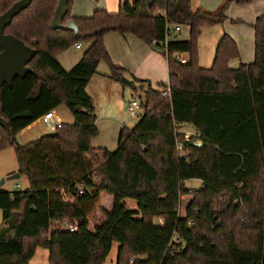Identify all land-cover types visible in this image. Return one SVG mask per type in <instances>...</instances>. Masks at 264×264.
Masks as SVG:
<instances>
[{
    "label": "trees",
    "instance_id": "1",
    "mask_svg": "<svg viewBox=\"0 0 264 264\" xmlns=\"http://www.w3.org/2000/svg\"><path fill=\"white\" fill-rule=\"evenodd\" d=\"M17 1L5 0L0 14ZM252 1L224 0L217 11H193L191 0H120L116 13L98 9L75 18L70 0L64 23L74 21V31L51 27L59 0H33L13 19L5 33L37 55L31 72L0 89V114L10 130L0 126V150L15 147L18 173L30 182L26 190L0 188V264H30L38 247L48 249L50 264H104L114 243L116 264H264V14L251 24L252 63L229 66L240 52L228 34L211 68L201 67L198 56L202 28L225 22L231 3ZM177 24L190 27V39L166 42L167 28ZM110 32L163 49L171 92L163 96L167 84L156 89L133 79L145 92L143 113L133 128L122 127L113 151L92 145L99 128L87 92L102 60L110 66L108 78L120 81L127 73L110 57ZM77 43L90 45L66 69L57 54ZM175 53L188 54L187 63ZM63 104L72 124L18 143L20 132ZM186 129L199 132L203 145L179 149ZM193 179L199 187L186 185ZM185 194L193 198L182 216ZM99 205L102 217L95 222L91 214ZM64 220L74 232L51 228Z\"/></svg>",
    "mask_w": 264,
    "mask_h": 264
},
{
    "label": "crops",
    "instance_id": "2",
    "mask_svg": "<svg viewBox=\"0 0 264 264\" xmlns=\"http://www.w3.org/2000/svg\"><path fill=\"white\" fill-rule=\"evenodd\" d=\"M100 1L101 0H73V5L71 8V15L75 18L90 17L98 9H105L110 13L118 12L119 6H120V0H118L117 3H112V4H108L107 0H104V5H106L108 8L106 6H103ZM223 1L224 0H191V6H192L193 11H196L198 8H203L209 11H217L219 7L221 6V4L223 3ZM226 14L228 15V19L225 22H223L222 24H216L217 26L214 25V27L207 28V29L205 28L206 27L205 26L202 28V32L206 29V36H205L206 39L204 37V40H205V48L208 49L209 55H212L214 53L213 51L217 49V45L224 34H228L236 41L238 48H239L240 56L229 62V66L233 69H236L243 63L249 64L255 60V31L253 27L251 26V24L256 21L258 16L264 14V0H253L252 2L247 3V4H238L236 2H233L229 5L226 11ZM233 19H241L244 21V23H234L232 22ZM187 27L190 29L188 25H181V30L180 32H178L179 36L175 34L176 38H172L170 40L186 41V39L180 38V37H181V32L183 31V28H187ZM110 36L111 35H109V33L106 34L105 36L106 43L108 42V38ZM121 37L123 38V42L125 40L126 48L131 53V58L128 59L127 62L118 61V65L127 70V73L125 74L127 78L133 81V77H136L140 81L149 82L151 85H155V84L159 85L160 83L169 84L170 77H169L168 59L164 52H158L152 49L150 45L145 43L143 40H141L134 34H131V33H128L126 35L121 34ZM128 37L132 38V39H129L130 40L129 42H128ZM81 44H82V47L80 49H77L76 47L75 48L77 50H81L83 48V45H85L86 47L84 48V52L87 50V48L90 45L89 43H81ZM107 45H108L107 49L110 48L109 42L108 44H106V46ZM133 46L139 47L141 49V52L137 53L136 51V53H134L132 50ZM247 49H251L252 52H254L253 61L243 59V54ZM63 56H64L63 59L59 57L57 59L66 69H71L73 65H75L81 58V56L79 55L77 58L71 60L66 55H63ZM201 65L200 66L203 68H209L210 66L209 64H204V63H202ZM98 75H99V72L92 77L87 87V92L94 99V102H95L96 92L98 93L100 90H105L107 93L120 90L119 84L121 81L112 80L105 75H102L103 78H98L97 77ZM115 104L116 102L113 103V107L115 108L117 113L118 112L123 113L126 110L128 111L129 106L127 108L122 107V106L119 108L118 106H115ZM58 108L54 110L57 114H58L57 112ZM95 112H96V107H95ZM128 114H129V111H128ZM97 120H98V116H97ZM39 123H43L41 121V118L37 120L36 122H34L29 127H27L26 129H24L18 135L22 136V135L27 134L34 126H36ZM96 124L98 126L97 121H96ZM96 148H105V147H96ZM197 181L201 182L200 180H197ZM156 222L158 224H162L163 220L156 219ZM52 226L51 228H53ZM118 247H119L118 243L113 244L110 254L114 252L115 257L114 259L109 260L108 259L110 256L109 254L104 264H116ZM37 250L38 249H36V252ZM36 252H35V255H36ZM30 264H50L49 257L48 259H33L32 258V260L30 261Z\"/></svg>",
    "mask_w": 264,
    "mask_h": 264
},
{
    "label": "rangeland",
    "instance_id": "3",
    "mask_svg": "<svg viewBox=\"0 0 264 264\" xmlns=\"http://www.w3.org/2000/svg\"><path fill=\"white\" fill-rule=\"evenodd\" d=\"M117 1L118 0L116 1L107 0L108 4L117 3ZM100 2L102 3L103 6H106L104 5V0H101ZM4 3H5V0H0L1 10L3 9ZM211 27H214V25H209V26H206L205 28L207 29ZM206 29L201 33L199 40H198L199 64L200 65L202 63L209 64L210 65L209 68H211L213 64V60L215 58L216 49L215 51H213L214 53L212 55H209L208 49L205 48L204 37L206 36ZM109 35L111 36L108 38V42L110 44V48H108V50L112 58V61L117 65H118V61L127 62V60L131 58V53L126 48L125 40L123 42V38L121 37V34L119 32H110ZM176 35L179 36V33H177ZM180 38H184L186 40L190 39V29L188 27L183 28ZM129 39H132V38L128 37V42L130 41ZM108 42L106 44H108ZM85 47L86 46L83 45V48L81 50H77L75 48V45H73L67 50L58 53L57 58L59 57L63 59L64 57L63 55H66L71 60L77 58L79 55L82 58ZM132 50L134 53H136V51L137 53L141 52V49L135 46H133ZM183 56L187 59L189 58L188 54H183ZM243 59L253 61L254 52H252L251 49H247L243 54ZM98 72H99V75L97 76L98 78H103L102 75L106 76L110 74L109 64L106 61L102 60L99 64ZM133 79H137V78L133 77ZM164 84H167V83H164ZM152 86L154 88H160V84L159 85L155 84ZM119 87H120V90H117L115 92L107 93L105 90H100L98 93L96 92V97H95V107H96V114L98 116L97 122H98L99 134L92 139V145L96 147H105V148H108L110 151H113L118 147L119 133H120L121 128L124 126L133 128L136 125L137 120H139L138 117L134 119L131 118L127 110L123 113H119V112L117 113L115 108L113 107V103L116 102L115 106H118L119 108L121 106L127 108L133 100H137L138 102H140V104L141 102L145 101V92H144V89L141 88V85L137 84L136 89H132L131 87L124 85L120 82ZM57 112L65 124H72L74 122V117L72 113L68 110L66 105L64 104L61 105L58 108ZM142 113H143V110L141 109V114ZM121 122H123L124 124ZM52 132L53 131L49 129L44 123H39L36 126H34L27 134L22 135V136L18 135L17 141L21 145H26ZM1 138H2V135L0 132V140ZM19 170H20V166L17 160L15 147L7 146L6 148L0 150V184H1V181L4 180L3 185H0L1 189L7 190V191H13V190H26L27 188H29L30 182H29L27 175H21L17 179L10 178L13 174L18 173ZM200 183L201 182H198L197 180L193 179V180L188 181L186 185L190 188H196L200 185ZM18 184L20 185L19 188L16 187V185ZM192 198H193L192 194H185L183 196V200H182L181 208H180L182 216L185 215V206L189 203V201ZM220 201H222V199L218 200L217 203L220 204ZM126 202L128 203L131 209H137L136 200L128 198L126 199ZM100 206L101 205H99L95 209V211L91 214V217L93 221L95 222H98L99 219H101L102 217V213L99 211ZM2 224H3V212L0 209V226H2ZM52 225H53L52 227L54 228L55 226H59L60 223L54 222ZM37 249L38 250L36 252L35 257H33V259H48L49 257L48 249L43 248V247H38ZM114 257H115V253L112 252L108 259L109 260L114 259Z\"/></svg>",
    "mask_w": 264,
    "mask_h": 264
},
{
    "label": "water",
    "instance_id": "4",
    "mask_svg": "<svg viewBox=\"0 0 264 264\" xmlns=\"http://www.w3.org/2000/svg\"><path fill=\"white\" fill-rule=\"evenodd\" d=\"M32 1L33 0H19L5 13L0 14V48L2 50L0 52V89L4 84L11 85L16 77H24L28 72L32 71L29 63L35 58L37 51L15 36L5 33L6 28L11 25L13 19L28 8ZM69 1L70 0H59L51 21L52 29L78 31L74 21H69L66 24L64 23V19L69 11ZM151 48L158 52L164 51L156 44L151 45ZM120 81L132 89H136L134 82L126 76L121 77ZM0 126L10 135L9 125L1 114ZM20 176V173H15L10 178L17 179ZM3 183L4 180L1 181L0 185H3Z\"/></svg>",
    "mask_w": 264,
    "mask_h": 264
},
{
    "label": "built area",
    "instance_id": "5",
    "mask_svg": "<svg viewBox=\"0 0 264 264\" xmlns=\"http://www.w3.org/2000/svg\"><path fill=\"white\" fill-rule=\"evenodd\" d=\"M181 30V25L177 24V25H173V26H169L167 28L166 31V42H169L170 39L174 38L175 34H177L178 32H180ZM75 47L77 49H80L82 47L81 43H77L75 44ZM175 56L182 62V63H187L188 59L185 58L183 56V53H175ZM162 95L163 96H171V92H170V87L169 85H167L166 89H162ZM141 104L140 102H138L137 100H133L129 107H128V111H129V115L131 116V118H140L141 116ZM41 121L49 128L51 129L53 132L56 131L57 129L61 128L64 123L63 120L60 118V116L54 111L52 110L49 113H46L43 117H41ZM185 143H195L197 146H202L203 145V141L201 138V134L197 131H194L192 129H186L184 131V140L182 141H178L177 142V147L180 149L183 147V145ZM17 188L20 187V185H16ZM81 193L83 192L82 190L80 191ZM60 223V227L69 230L70 232H74L76 229V226L71 223L68 220H64L59 222ZM174 240L177 241V238H174Z\"/></svg>",
    "mask_w": 264,
    "mask_h": 264
}]
</instances>
